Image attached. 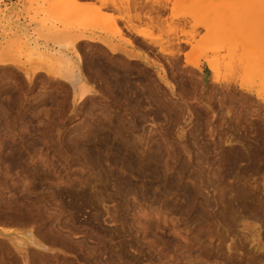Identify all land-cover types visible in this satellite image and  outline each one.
Instances as JSON below:
<instances>
[{"label": "rangeland", "instance_id": "1", "mask_svg": "<svg viewBox=\"0 0 264 264\" xmlns=\"http://www.w3.org/2000/svg\"><path fill=\"white\" fill-rule=\"evenodd\" d=\"M263 5L0 0V204L11 202L15 211L23 206L27 215L22 221L0 216V229L11 237L0 236V264L14 263L5 247L20 264L26 246L19 243L43 241L44 224L79 251L53 246L46 253L58 254L59 263L50 256L36 264H264ZM217 25H224L220 32ZM82 36L95 40L77 41ZM69 65L91 90L80 100L65 77ZM113 65L134 79L133 97L141 102L136 113L115 89ZM113 98L128 108L120 119H113ZM113 128L134 142L139 155L156 157L147 177L160 178L154 194L144 193V181L134 176L138 193L135 186L125 202L113 177L94 164L88 148L96 152L107 141L112 153ZM11 148L22 154L19 165L6 160ZM76 191L82 203L77 213L68 208ZM27 248L30 258L45 251Z\"/></svg>", "mask_w": 264, "mask_h": 264}, {"label": "bare ground", "instance_id": "2", "mask_svg": "<svg viewBox=\"0 0 264 264\" xmlns=\"http://www.w3.org/2000/svg\"><path fill=\"white\" fill-rule=\"evenodd\" d=\"M132 4H134L133 6H135V4H136V2L135 3H132ZM141 5V4H140ZM165 5V4H164ZM80 6H82V8H83V5H80ZM78 7V8H81V7ZM85 6V5H84ZM87 6V5H86ZM85 6V7H86ZM106 6V5H105ZM105 6H103V8L105 7ZM132 6V7H133ZM161 7H165V6H163L162 4L160 5ZM264 6V5H263ZM116 7V6H115ZM136 7V6H135ZM141 7H142V5L141 6H139V8L141 9ZM152 8H154V10L153 11H155V12H157L156 14H158L159 13V8L158 7H156L155 8V6H151ZM261 7H262V4H261ZM260 7V8H261ZM81 8V9H82ZM120 8V7H119ZM134 8V7H133ZM138 8V7H137ZM137 8H136V10H137ZM149 8V7H148ZM152 8H151V10L150 9H148V11L150 10V11H152ZM158 8V9H157ZM264 8V7H263ZM94 10V12H95V14H93L94 16H96V14L98 13H96V11H95V9H93ZM131 10V9H130ZM143 11H145V9H142ZM141 10V11H142ZM78 11V10H77ZM79 11H80V9H79ZM152 11V12H153ZM215 11V10H214ZM74 12H76V11H74ZM73 12V13H74ZM90 12H92L93 13V11H90ZM89 12V14L91 15L92 13H90ZM216 12V11H215ZM195 13V12H194ZM92 15V16H93ZM160 15V14H159ZM91 16V17H92ZM108 16V15H107ZM132 16H135V15H132ZM138 16V15H137ZM153 16V15H152ZM157 16V15H156ZM83 16L81 15V18H82ZM86 17H88V16H86ZM85 17V18H86ZM105 17V16H104ZM118 17H120V16H118ZM150 17V16H149ZM221 17V16H220ZM84 18V17H83ZM82 19V21L83 20H86V19ZM89 19H91L90 17H88ZM93 18V17H92ZM121 18V17H120ZM133 18H135V17H133ZM148 18V17H147ZM153 18V17H152ZM156 18V17H155ZM70 19V18H69ZM72 19V18H71ZM106 20H107V17L105 18ZM119 19V18H118ZM122 20L124 19V18H121ZM126 19V18H125ZM132 19V18H131ZM156 19H158V18H156ZM221 19H222V17H221ZM260 19V18H259ZM153 20V19H152ZM218 20V19H217ZM113 21V20H112ZM114 21H115V19H114ZM113 21V22H114ZM127 21V20H126ZM125 21V22H126ZM128 21L130 22L131 20H129L128 19ZM260 22V21H259ZM258 22V24H259V27H258V25H257V27L258 28H261V27H264V26H262L261 25V23H259ZM131 23V22H130ZM257 23V22H256ZM215 25V24H214ZM260 25H261V27H260ZM126 26V28H128V30H129V28L132 26V25H128V24H126L125 25ZM207 27L208 28H210L211 27V24L209 23V24H207ZM214 26H212V28H213ZM223 27H224V25L223 26H218L217 25V29H216V32H220V28L221 29H223ZM255 27H256V25H255ZM125 28V27H124ZM132 28V27H131ZM121 29V28H120ZM119 29V30H120ZM115 30L116 31H118V28L116 27L115 28ZM133 30V29H132ZM261 30H262V28H261ZM263 30H264V28H263ZM131 31V30H130ZM215 31V30H214ZM120 31H118V33H119ZM119 35H121V34H119ZM93 41V40H95L93 37H91V36H89V37H86V36H82L81 38H79V39H77V41ZM75 42V41H74ZM129 42H131V41H127V43H129ZM73 43V42H72ZM76 43V42H75ZM81 43V42H80ZM77 44V43H76ZM132 45V44H131ZM109 47V46H108ZM118 49V48H117ZM113 50H115L114 48H113ZM112 51V50H111ZM115 52V51H114ZM79 55H80V53H79ZM102 56V55H101ZM131 56H132V54H131ZM138 56V55H137ZM78 57V56H77ZM123 57V56H122ZM132 57H134V56H132ZM257 57V56H256ZM62 58H64V57H62ZM115 58V57H114ZM121 58V57H120ZM140 58V57H139ZM65 59H67V58H65ZM79 59V58H78ZM124 59V58H123ZM104 60V59H103ZM114 60V59H113ZM62 61H63V59H62ZM68 61L69 60H67V61H65L64 60V62H66V65H68L67 63H68ZM82 61V60H81ZM116 61V60H115ZM118 61V60H117ZM63 62V63H64ZM70 62V61H69ZM120 62V61H119ZM82 63V62H81ZM69 64H71V63H69ZM98 64V63H97ZM76 67H78V64L77 65H75ZM84 66V65H83ZM82 66V67H83ZM95 66V65H94ZM98 66H99V64H98ZM103 66V65H102ZM97 67V66H96ZM105 67V66H104ZM123 67V66H122ZM68 71H66V78H68V79H71V81H72V83H74L75 84V93H76V97H77V99H81V98H84V96H85V94L87 93V92H89V91H91V90H89L88 88H87V86H86V84H84L83 83V76H82V74L80 73V71H78L79 73L77 74V75H75L74 74V72H73V66H68V67H65ZM84 68V67H83ZM89 69V68H88ZM106 69H108V68H106ZM109 69H111V68H109ZM108 69V70H109ZM63 70V69H62ZM105 70V69H104ZM84 71V70H83ZM91 71V70H90ZM111 71H113L112 73V76H113V84H114V86H115V89H117L118 90V92L120 93V95H122V96H124L125 97V99H126V104L128 105V107L130 108V110L132 111L133 110V112H131L130 110V112L133 114L134 113V111H135V113H136V110H137V107H138V105H139V103H141V102H139V103H137L136 102V100H135V96L133 97V93H134V88H135V86H134V79L132 78V76L131 77H129V76H127L119 67H118V65L117 66H114L113 65V70H111ZM65 72V71H64ZM69 72V73H68ZM96 72V71H95ZM127 72V71H126ZM24 73V72H23ZM61 73V72H60ZM68 73V74H67ZM91 73V72H90ZM101 73V72H100ZM110 73V72H109ZM108 73V74H109ZM25 74V73H24ZM32 74H33V72H32ZM86 74V73H85ZM131 74V73H130ZM26 75V74H25ZM62 75V74H61ZM65 75V74H64ZM97 76V75H96ZM96 78V77H95ZM107 78V77H106ZM21 79V78H20ZM65 79V78H64ZM90 79H92V78H90ZM66 80V79H65ZM92 80H94V78L92 79ZM104 80V79H103ZM109 81V80H108ZM137 82V81H136ZM73 84V85H74ZM20 85H21V83H20ZM6 87V86H5ZM21 88V87H20ZM102 88V87H101ZM112 88V87H111ZM11 89V88H10ZM14 89V88H13ZM105 89V88H104ZM113 90H114V88H113ZM145 90H147V89H145ZM9 91V90H8ZM64 91V90H63ZM116 91V90H115ZM150 91V90H149ZM136 92V91H135ZM90 93V92H89ZM135 94V93H134ZM114 95H115V93H114ZM113 95V96H114ZM118 95V94H117ZM5 96V95H4ZM18 96V95H17ZM29 96V95H28ZM116 96V95H115ZM34 97V96H33ZM117 97V96H116ZM121 97V96H120ZM8 98V97H7ZM122 98V97H121ZM5 99H6V97H5ZM10 99V98H9ZM23 99V98H22ZM118 100H120L119 98H117ZM117 99L116 98H113V119H120V118H122V117H119L118 115H119V113L122 111V110H124V111H126L128 108L127 107H125L126 106V104L124 105L123 103H119L118 101H117ZM133 99H134V101L137 103V105H136V103H135V105H134V101H133ZM7 101V100H6ZM10 101V100H9ZM12 101H14V99L12 100ZM19 101H20V99H19ZM3 103V102H2ZM125 103V102H124ZM132 103H133V105H132ZM17 104V103H16ZM1 105H5V104H1ZM18 105H19V103H18ZM30 105V104H29ZM141 105V104H140ZM21 106V105H20ZM35 106V105H34ZM141 107V106H140ZM127 108V109H126ZM5 110H8V109H6V108H4ZM3 109V110H4ZM11 109V108H10ZM26 110V109H25ZM18 111V110H17ZM13 112V111H12ZM5 113V112H4ZM14 113V112H13ZM18 113H16V115H17ZM121 114V113H120ZM123 114V113H122ZM5 115V114H4ZM6 115H7V113H6ZM9 115V114H8ZM11 115V114H10ZM22 115V114H21ZM12 116V115H11ZM13 117V116H12ZM9 118V117H8ZM11 118V117H10ZM5 119V118H4ZM21 119V118H20ZM117 129V128H116ZM115 128H113V152L112 153H108L107 151H106V149L107 148H109V147H107V141H106V143L105 142H103V141H100L99 143H98V148H97V151L96 152H94V151H92L90 148H88V150H89V152H90V154H91V156L93 157V162H94V164H96L97 166H99L100 168H103V170L101 169V171H103L105 174H103V175H107V176H109V177H106V178H111V177H113V187L116 189V191H117V195H120V196H118L119 198H125L124 196L126 195H130V193L131 192H135V190H136V192L138 191V188L137 187H140V185L139 186H136V184H135V186H136V188L137 189H135V186H134V184L132 183V177H138V180H139V178L141 179V182L142 181H144V182H142L143 183V186H141L142 188H144L143 189V192L145 193H147L148 192V194L150 193V190L153 188V184L155 183V181L154 180H158V178H159V176L157 177L156 175H154V176H151V178L152 179H150L149 180V175H153L154 174V168H153V159L152 158H154L152 155V157L150 156V155H148V154H146V155H139L138 154V150H137V148H135L133 145H132V142H130L128 139H127V137H125V136H123L122 135V132H119L118 130H116ZM106 139V138H105ZM107 140V139H106ZM28 143H30V142H28ZM77 143H79V142H77ZM134 143V142H133ZM93 144V143H92ZM29 145V144H28ZM80 145V144H79ZM94 145V144H93ZM137 145V144H136ZM96 146V145H95ZM109 146V145H108ZM110 146V147H111ZM9 148V147H8ZM111 149V148H110ZM7 150V149H6ZM18 151V150H17ZM16 151V149H15V151H14V149L12 150V148H11V150H9V152H7V154L8 155H6V160L8 161V162H10L12 165H16V164H18L19 165V162L22 160L21 158V155L19 154L20 152L18 151L17 152ZM141 151V150H140ZM146 151V150H145ZM4 152V151H3ZM2 152V153H3ZM155 152H157V151H155ZM5 154V153H4ZM151 158H150V157ZM156 158V157H155ZM154 158V159H155ZM21 159V160H20ZM158 160V159H157ZM157 160H156V162H157ZM4 162V161H3ZM8 164V163H7ZM152 165V166H151ZM154 165H155V161H154ZM9 166V165H8ZM104 166H110V167H112V169H109L108 167L107 168H104ZM16 167V166H15ZM13 168V167H12ZM99 168V169H100ZM106 169H108V170H106ZM153 170V171H152ZM157 173V171H155V174ZM100 176H102V175H100ZM111 176V177H110ZM134 177V179H136ZM147 177H149V178H147ZM103 178V177H102ZM101 178V179H102ZM100 179V180H101ZM104 179V178H103ZM148 179V180H147ZM160 179V178H159ZM105 180V179H104ZM107 180V179H106ZM135 181V180H134ZM167 181V180H166ZM172 181V180H171ZM171 181H170V183L169 182H167V183H169V185L167 184V186H166V183L164 184V186H166L167 187V189H168V187L171 185V184H174L173 182L171 183ZM157 182V181H156ZM161 182V181H160ZM105 183V182H104ZM106 183H108L107 181H106ZM104 184V187H106V185H110V184ZM162 183V182H161ZM177 183V182H176ZM159 185H160V183H158ZM142 185V184H141ZM158 185V186H159ZM157 187V186H156ZM160 187V186H159ZM166 187H163V189L164 188H166ZM186 187V186H185ZM80 188H83V187H80ZM80 188H78L80 191H81V189ZM102 188H103V186H102ZM108 188V187H107ZM135 190H134V189ZM141 188V189H142ZM170 188H172V187H170ZM173 188H175L174 186H173ZM184 188V187H183ZM104 189V188H103ZM162 189V190H163ZM189 189V188H188ZM78 190V191H79ZM82 190H84V191H81V192H79L80 194H81V197H84V198H86L85 197V195L87 194H84V192H86V190H85V188H83ZM172 190V189H171ZM177 190V189H176ZM175 190V191H176ZM78 191H76V193L78 192ZM115 190H113V192H114ZM115 191V192H116ZM152 191H154V190H152ZM163 191H165V190H163ZM168 191V190H167ZM142 192V191H141ZM140 192V189H139V194H142ZM166 192V191H165ZM164 192V193H165ZM187 192V191H186ZM73 194V195H71L70 197H71V200H70V202H69V205H68V208H70V209H72V210H74V212H78L79 211V207L82 205V203L81 202H78V200H79V198H80V196H78V195H80V194ZM138 193V192H137ZM136 193V194H137ZM151 193H153V192H151ZM150 193V194H151ZM167 193V192H166ZM181 193V192H180ZM133 194V193H132ZM131 194V195H132ZM149 194V195H150ZM154 194V193H153ZM187 194V196H188V201H191L190 199L193 197L191 194H190V192L188 193H186ZM134 195H135V193H134ZM133 195V196H134ZM156 195V194H155ZM87 196V195H86ZM93 196V195H92ZM107 196V195H106ZM114 196V195H113ZM136 196V195H135ZM147 196V195H146ZM144 197V196H143ZM83 198V199H84ZM89 198V197H88ZM107 198H109L108 196H107ZM106 198V199H107ZM112 198V197H111ZM115 198V197H114ZM128 198H129V196H128ZM82 199V200H83ZM8 200V199H7ZM111 200V199H110ZM122 200V199H121ZM125 200V199H124ZM123 200V201H124ZM193 200V199H192ZM108 201V200H107ZM112 201H114V200H112ZM125 202H126V200H125ZM11 203V202H10ZM10 203H7V201L3 204V206H1V204H0V216L2 215V216H5L6 218L7 217H9L11 220L14 218V220H16V219H19V221H20V219H21V221H22V219H24L23 217H26L27 215H25L24 216V214H23V212L25 213V211H23V209L22 210H20V208H23V206L22 207H18V211H15V209H13V206H11V204ZM190 203V202H189ZM30 204V203H29ZM121 204H123V203H121ZM191 204V203H190ZM13 205V204H12ZM115 205V204H114ZM113 205V206H114ZM124 205H125V208H127L126 207V205L127 204H125L124 203ZM124 205H123V207H124ZM121 206V205H120ZM193 206V205H192ZM16 207V206H15ZM122 207V206H121ZM11 208V209H10ZM25 208V207H24ZM129 208V207H128ZM189 208H191V206L189 207ZM12 209H13V211H12ZM120 209V211L121 210H123V209H121V208H119ZM116 210V209H115ZM28 212H29V210H27ZM114 211V210H113ZM117 211H118V209H117ZM28 212H26V214L28 213ZM80 212V211H79ZM115 212V211H114ZM32 213V212H31ZM120 213V212H119ZM119 213H115L116 215V217H117V215L119 214ZM30 214V213H29ZM123 215V214H122ZM121 215V213L119 214V216L121 217L122 216ZM113 216H114V213H113ZM114 216V217H115ZM4 217V218H5ZM97 217V216H96ZM113 217V222H114V220H115V218ZM123 217H125V216H123ZM16 218V219H15ZM95 218V217H94ZM122 218V217H121ZM9 219V220H10ZM26 219V218H25ZM24 219V220H25ZM120 219V218H119ZM95 220V219H94ZM7 221V220H6ZM117 221V220H116ZM118 221H120V220H118ZM123 221H124V218H123ZM121 222V221H120ZM20 223V222H19ZM94 223V222H93ZM122 223V222H121ZM14 225V224H13ZM16 225V224H15ZM47 225V224H46ZM46 225L44 224L43 225V229H44V232H43V238L41 239V240H43V241H41V242H39V240L38 241H36L35 239H33L32 237H30V238H28V239H26L27 240V242L25 243L24 241H21L20 243L18 242V241H16V242H18L21 246L22 245H25L26 247H21V252H20V254H21V257H20V262L21 263H24V264H36L37 262H39V261H50V260H52L51 259V257H54V258H56V259H58L59 258V255L58 254H56V253H53L52 255H49V253L47 254L46 252L47 251H51V247H53V246H60L61 247V249H63L64 250V252L65 251H73L74 253H75V251H77L79 248L78 247H76L75 245H74V243H71L70 241H68L66 238H65V236H63V237H61V235H59L56 231H54L55 229L54 228H52V227H46ZM99 225V224H98ZM124 225H126V224H124ZM122 228V227H121ZM54 229V230H53ZM98 229V228H97ZM125 229V228H124ZM103 230V228L101 229V231ZM105 231H106V229H104ZM103 230V231H104ZM122 230V229H121ZM27 231V230H26ZM115 232V231H114ZM120 232V231H119ZM122 232H123V230H122ZM101 233V232H100ZM105 233V232H104ZM124 233V232H123ZM120 234V233H119ZM126 234H128L129 235V233H126ZM14 235V234H13ZM118 235V234H117ZM0 236H2L3 238L4 237H6V238H8L9 237V239L11 240V237H10V234H8V233H6V231L5 230H1L0 229ZM106 236V235H105ZM124 236V235H123ZM122 236V237H123ZM24 237V236H23ZM101 237L103 238V234L101 235ZM108 237V236H107ZM110 237V236H109ZM115 237V236H114ZM117 237V236H116ZM12 239H13V237H12ZM14 240V239H13ZM45 240V241H44ZM133 240V239H132ZM20 241V240H19ZM128 241H130V240H128ZM45 242V243H44ZM1 243H3V242H1ZM123 243V242H122ZM125 243H129V242H125ZM4 244V243H3ZM47 244H48V247H47ZM124 244V243H123ZM131 244H133V243H131ZM17 245V244H16ZM29 245H32V246H35V247H37V248H40V249H43V250H45L44 252H42L41 253V255H36L35 254V258H30V255H29V252L27 251V249H29V248H27ZM50 245V246H49ZM120 245H122V244H120ZM116 246V247H118V249H119V247H121V246ZM135 245V244H134ZM2 246V245H1ZM5 246H7V245H5ZM78 246V245H77ZM130 246H133V245H130ZM129 245H127V247H130ZM126 247V245H125V248H127ZM4 248V247H3ZM124 248V247H123ZM125 248H124V250H125ZM5 250H7V251H5V252H8V256H10V260H11V262L13 263H15V261L16 260H14L13 259V251L12 250H10L11 249V247L10 248H7V247H5L4 248ZM117 249V248H116ZM129 249V248H128ZM127 249V250H128ZM3 250V249H2ZM82 250V249H81ZM121 250H123V249H121ZM126 250V251H127ZM15 251V250H14ZM23 251V252H22ZM79 251V250H78ZM3 252V251H2ZM15 252H17V251H15ZM123 252V251H122ZM125 253V252H124ZM128 253V252H127ZM7 254V253H6ZM19 254V253H18ZM17 254V255H18ZM102 254V253H101ZM118 254H120V253H118ZM117 254V255H118ZM5 255V254H4ZM116 255V254H115ZM116 255V256H117ZM133 255V254H132ZM51 256V257H50ZM120 256V255H119ZM128 256H131V255H128ZM143 256V255H142ZM58 257V258H57ZM112 257V256H111ZM120 257H123V256H120ZM119 257V258H120ZM126 257V256H125ZM144 257H146V256H144ZM8 258V257H7ZM16 258V257H15ZM53 258V259H54ZM61 258V257H60ZM131 258V257H130ZM142 258V257H141ZM124 259V258H123ZM122 259V260H123ZM126 259H127V257H126ZM133 259V258H132ZM145 259V258H144ZM148 259V258H147ZM62 260H63V258H62ZM117 260V259H116ZM120 260V259H119ZM128 260V259H127ZM138 260V259H137ZM149 260V259H148ZM58 261V263H59V259L57 260ZM61 261V260H60ZM113 261V260H112ZM125 261V260H124ZM130 261V260H129ZM142 261V260H141ZM140 261V262H141ZM108 262V261H107ZM113 262H116V261H113ZM113 262L111 263V264H113ZM118 262V264H119V262L120 261H117ZM125 262H128V261H125ZM125 262H123V263H125ZM133 262V261H132ZM13 263V264H14ZM20 263V264H21ZM66 263H67V261H66ZM122 263V262H121ZM120 263V264H121ZM136 263V262H135ZM107 264V263H106ZM130 264V263H129ZM133 264V263H132Z\"/></svg>", "mask_w": 264, "mask_h": 264}, {"label": "snow or ice", "instance_id": "3", "mask_svg": "<svg viewBox=\"0 0 264 264\" xmlns=\"http://www.w3.org/2000/svg\"><path fill=\"white\" fill-rule=\"evenodd\" d=\"M261 2H264V0H261Z\"/></svg>", "mask_w": 264, "mask_h": 264}]
</instances>
